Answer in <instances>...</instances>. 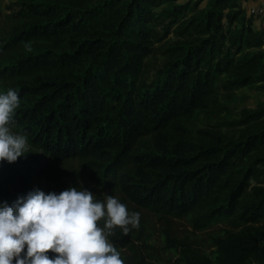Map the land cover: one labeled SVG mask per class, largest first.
Segmentation results:
<instances>
[{
    "label": "trees",
    "instance_id": "trees-1",
    "mask_svg": "<svg viewBox=\"0 0 264 264\" xmlns=\"http://www.w3.org/2000/svg\"><path fill=\"white\" fill-rule=\"evenodd\" d=\"M242 1L21 0L0 39L12 127L43 154L196 231L233 225L177 264H264V99L229 105L264 92L262 12ZM39 158L0 162V201Z\"/></svg>",
    "mask_w": 264,
    "mask_h": 264
},
{
    "label": "clouds",
    "instance_id": "clouds-1",
    "mask_svg": "<svg viewBox=\"0 0 264 264\" xmlns=\"http://www.w3.org/2000/svg\"><path fill=\"white\" fill-rule=\"evenodd\" d=\"M20 102L15 88L0 92V162L29 153L27 136L11 130ZM115 227L124 234L139 228L140 213L110 194L97 199L84 187L34 188L11 204L0 201V264H125L109 239Z\"/></svg>",
    "mask_w": 264,
    "mask_h": 264
},
{
    "label": "rangeland",
    "instance_id": "rangeland-1",
    "mask_svg": "<svg viewBox=\"0 0 264 264\" xmlns=\"http://www.w3.org/2000/svg\"><path fill=\"white\" fill-rule=\"evenodd\" d=\"M185 1V0H183ZM21 0H0V39L12 29V27L23 20L20 13ZM249 12V11H248ZM250 13V12H249ZM161 56L150 58L153 65ZM247 96L244 102L229 103L235 113L242 105L254 106L264 99L261 90L243 89L240 92ZM201 121L199 125H202ZM17 132L14 127L11 129ZM29 142V153L19 157L23 162L40 155L35 162L27 163L23 170V176L19 183L10 186L9 192L2 195L5 199H16L28 191L39 188L46 193L49 191L60 192L69 185L77 188H87L94 192L97 199L104 200L107 195L116 196L125 203L129 211L140 213V227L131 228L127 234L122 229L115 227L109 239L120 251L125 264H177L178 255H200L203 250H209L206 240L207 234L215 233L222 227L233 225L219 224L208 231H196L185 218L159 214L149 209L139 208L125 199L116 189H105L100 185L93 170L85 160L72 158L67 160H56L43 154L42 150ZM28 157V158H25ZM31 157V158H30ZM103 226L104 220L99 222Z\"/></svg>",
    "mask_w": 264,
    "mask_h": 264
},
{
    "label": "crops",
    "instance_id": "crops-1",
    "mask_svg": "<svg viewBox=\"0 0 264 264\" xmlns=\"http://www.w3.org/2000/svg\"><path fill=\"white\" fill-rule=\"evenodd\" d=\"M263 3H264V0H243L242 1V5L247 10V12L250 11L251 7H258L260 6V4H263ZM253 26L258 29L264 30V10H263V13L258 14L255 17L253 21Z\"/></svg>",
    "mask_w": 264,
    "mask_h": 264
},
{
    "label": "built area",
    "instance_id": "built-area-1",
    "mask_svg": "<svg viewBox=\"0 0 264 264\" xmlns=\"http://www.w3.org/2000/svg\"><path fill=\"white\" fill-rule=\"evenodd\" d=\"M264 10V3L260 4L258 7H252L251 12L260 13Z\"/></svg>",
    "mask_w": 264,
    "mask_h": 264
}]
</instances>
